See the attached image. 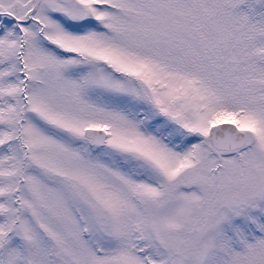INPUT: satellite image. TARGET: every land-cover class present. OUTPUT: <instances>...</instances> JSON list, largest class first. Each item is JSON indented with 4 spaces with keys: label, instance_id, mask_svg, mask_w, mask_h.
<instances>
[{
    "label": "snow or ice",
    "instance_id": "snow-or-ice-1",
    "mask_svg": "<svg viewBox=\"0 0 264 264\" xmlns=\"http://www.w3.org/2000/svg\"><path fill=\"white\" fill-rule=\"evenodd\" d=\"M0 264H264V0H0Z\"/></svg>",
    "mask_w": 264,
    "mask_h": 264
}]
</instances>
